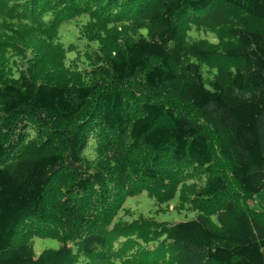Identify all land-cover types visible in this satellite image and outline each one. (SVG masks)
I'll return each instance as SVG.
<instances>
[{"label": "trees", "instance_id": "1", "mask_svg": "<svg viewBox=\"0 0 264 264\" xmlns=\"http://www.w3.org/2000/svg\"><path fill=\"white\" fill-rule=\"evenodd\" d=\"M72 16L92 44L119 35L108 56L78 41L80 62L67 59L59 25ZM261 121L264 0H0V264H177L178 246L208 264H264V211L245 204L264 189ZM113 141L132 152L123 163ZM133 175L160 202L204 176L181 197L199 215L106 222ZM39 237L60 246L34 258Z\"/></svg>", "mask_w": 264, "mask_h": 264}, {"label": "rangeland", "instance_id": "2", "mask_svg": "<svg viewBox=\"0 0 264 264\" xmlns=\"http://www.w3.org/2000/svg\"><path fill=\"white\" fill-rule=\"evenodd\" d=\"M142 14L139 13L132 17L142 16ZM84 23H86V19H83L82 17L78 18L77 16H72L71 19L69 20L67 19L65 22L59 25V28L61 27L59 29V34L61 37V41L64 43V53L67 56V59L71 61L76 60L80 62V57L83 55L82 53L84 52L85 47H82L80 44H77L78 41L81 43L85 42L87 44H91L92 46L94 45L95 47H98L100 49V52L103 51L102 53L108 56V54L113 50L114 44L116 43L114 39L115 38L119 39V35L113 34L114 38H110V37L105 38L100 42L101 45L96 43L92 44L91 43L92 41L89 40L87 36L81 32L80 26L81 24L83 25ZM117 28L123 33H125L124 27L117 26ZM71 42L74 45L69 47V43ZM76 50H78L79 53H77ZM71 69L75 70L77 68L73 66L71 67ZM45 72L46 71L43 70L42 72H40V74H43ZM59 75L61 79V78H66V76H70L71 73L68 70L63 71L60 68ZM43 77L49 80V75H45ZM260 123H261L260 133L262 134L263 143H264V134H263L264 121H261ZM200 125L203 126V123H200ZM205 134L208 136V138L211 141L210 149L214 157L213 167L218 170V173L225 174L227 165L223 162V160L220 159L219 156H217L218 154H216L214 148L215 141L213 140L210 132L207 129H205ZM111 148L112 149L114 148L113 149V153L115 156L114 159H116L117 162L120 163H123V161L127 160V158L132 154V152L131 153L125 152L124 155L123 150L119 149V144H117L115 141L111 143ZM149 161L150 160L146 157L145 158L146 164ZM189 164L190 163L186 162V164H184L181 167L182 171L179 172L180 175H185L186 173H188V171L191 168ZM225 175L229 179L228 175L227 174ZM134 176L135 178H137V181H134L132 179V177ZM191 176L193 177L194 175L191 174ZM200 178L201 180H199L198 182L204 180V176H200ZM142 179L143 177L139 175H133L128 178L129 185L124 186L123 184H121V187H119L120 189H118L119 210L117 211L115 217L109 216L108 219H106V222L112 220L117 226H122L125 227V229H128L129 227L138 224L140 221L147 219L149 221H153L156 223L166 222L168 224H175L177 222L192 221L199 215V211L201 210L195 206H200V204L194 201V203H196V205L194 206L189 200L181 199V197L187 198V196L189 195L191 196V194L196 192L195 189L198 187L196 186L198 182L197 183L195 182L194 185H192L191 184L192 182L190 181L178 183L177 186H175L176 188H174L175 189L174 197L171 200L160 202L156 200L154 196H152V194L150 193V189H154L157 192L159 191L158 189L160 188L156 187L155 184H154L155 187L146 185L147 188L143 190L139 195L135 192V189L130 187L132 185L135 186L136 184H143L144 182ZM195 179L196 178H194V180ZM173 187L174 186L169 185L168 188H166L164 191L162 189V191L164 192L162 199L168 196L169 190L172 189ZM58 190H60V188L57 187V191ZM233 192H234L233 194H236L238 196L237 191L235 189H233ZM130 194L132 197H127V198L123 197ZM93 202H94L93 206L98 205L97 199H93ZM245 204H248L251 208L253 207L255 211H259L260 209L264 211V189L261 190L260 193L253 196L251 200L246 199ZM105 217L106 216L100 213L99 210L96 211V214L93 218L94 219L93 226L95 231L105 230V225H107V223L105 224ZM209 218L211 222L213 223L216 222V217L214 216V214L209 215ZM62 227H63L62 230L64 232L60 237H64L63 242H68L69 239H66V237L69 238V236L65 231L66 230L65 223L62 224ZM27 244L28 247H30L34 258L39 257V255L42 254L44 250H48V249L55 250L58 249L60 246L59 242L55 239L40 238V237L32 238L30 242H27ZM176 254L177 255L176 257H174V260L177 261V264H208L205 261V258L203 256L204 253L202 251H197L194 249L192 250L191 248H188L186 246H178L176 250ZM120 264H124V263L121 262Z\"/></svg>", "mask_w": 264, "mask_h": 264}, {"label": "crops", "instance_id": "3", "mask_svg": "<svg viewBox=\"0 0 264 264\" xmlns=\"http://www.w3.org/2000/svg\"><path fill=\"white\" fill-rule=\"evenodd\" d=\"M252 209H254V208L252 207Z\"/></svg>", "mask_w": 264, "mask_h": 264}]
</instances>
